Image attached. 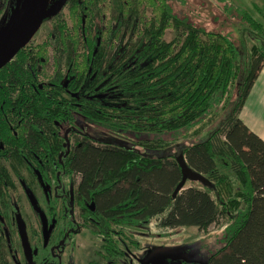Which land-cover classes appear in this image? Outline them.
<instances>
[{"label":"trees","instance_id":"1","mask_svg":"<svg viewBox=\"0 0 264 264\" xmlns=\"http://www.w3.org/2000/svg\"><path fill=\"white\" fill-rule=\"evenodd\" d=\"M218 1L227 11V0ZM174 2L186 0L57 3L54 16L66 6L72 28L67 30L62 19L54 22L58 68L54 85L48 87L54 101L44 97L36 104L43 89L31 84L29 69L24 68L27 58L40 56L41 51L29 53L28 47L23 48L0 69V116L5 111L1 100L8 97L9 89L26 105L27 137L18 142L25 148L8 153H25L36 161L32 170L37 180L48 179L44 169L51 167L54 177L66 175L74 183L62 208L66 213L55 217V202L47 200L40 222L62 226L56 241L61 248L72 237L69 231L77 233L83 227L95 235L102 252L85 264H122L125 254L119 237L127 225L155 220L160 228L194 226L205 231L220 218L226 220L222 245L210 253L206 264H264V141L239 117L264 62L259 47L245 45L251 51L247 73L225 122L206 139L182 148L188 167L209 185L191 179L190 185L174 193L182 178L176 154L169 150L159 156L144 155L122 142L131 140L138 147L159 150L196 135L219 114L236 85L238 44L228 31L206 29L188 14H179ZM231 5L245 40L264 35L261 22L240 5ZM18 20L11 13V24ZM168 29L173 36L165 40ZM63 60L64 72L59 67ZM46 114L49 118L42 119ZM78 119L97 127L99 133L84 131ZM17 124L13 121L10 129L2 116V144L19 140ZM66 126L74 132L67 154ZM13 202L0 199V210L8 212L1 218L16 225ZM31 247L29 264H43L51 256L49 245L38 236Z\"/></svg>","mask_w":264,"mask_h":264},{"label":"rangeland","instance_id":"2","mask_svg":"<svg viewBox=\"0 0 264 264\" xmlns=\"http://www.w3.org/2000/svg\"><path fill=\"white\" fill-rule=\"evenodd\" d=\"M27 0H21L18 8V14L25 6ZM52 4H56L61 0H50ZM225 6L228 10L224 12L223 5L218 0H186L184 4L174 2V9L179 14H188L195 22L206 29L229 32L230 38L238 44L237 48L240 55V70L236 80V85L228 99L224 103V107L220 110L212 121L202 126L196 135L189 136L178 141L176 144L159 150H151L147 148L138 147L131 140H123V144L138 151L144 155L159 156L167 151H171L176 156L181 153L184 146L206 139L216 128L220 127L228 117L231 109L237 102L239 92L241 90L242 82L247 73L250 49L252 45L259 47V50L264 53V35L257 34L250 36V39L245 40L242 33L241 25L237 19L238 13L232 7L234 4L240 5L241 8L246 9L256 20L261 22L264 26V0H227ZM17 0H0V27L8 23L11 13L15 9ZM231 6V8H229ZM64 6L61 7L58 13H64ZM150 15V13H148ZM227 17H230L228 19ZM49 19V17H48ZM50 20V19H49ZM49 20L44 22L48 26ZM44 27L39 30L34 36L33 42L43 38ZM173 36V31L168 29L164 35L165 40H170ZM249 36V34H248ZM264 63V62H263ZM262 65V64H261ZM256 77V76H255ZM251 89L249 88L248 99L245 104V118L257 116L258 109V92L261 89L263 76L260 74L253 80ZM79 125L84 131L99 133V129L95 126L81 121ZM257 127V125H256ZM64 180V179H63ZM188 181L186 185H190ZM20 190L21 209L32 226H37L34 215L40 213L37 202L31 201L30 206L27 196ZM37 192V191H36ZM40 201V199L38 200ZM44 202V201H43ZM32 207V209H31ZM59 208V207H58ZM60 209V208H59ZM75 219L79 220L76 211H74ZM226 223L224 218H220L216 223H213L207 230H199L194 226L177 227V228H160L156 225L155 220L149 222H138L134 225H127L123 229V233L119 237L120 246L123 249L124 257L121 259L122 264H206L211 252L215 251L222 245L223 227ZM11 238L14 246H18L19 240L17 233L13 232ZM73 242L70 245L65 244L63 250L59 252V261L52 257L53 264H85L88 260L98 258L97 252H102L100 249L101 241L95 237L86 228H80L78 233L74 234ZM70 249V251H69ZM11 253L9 264H17L21 262V252ZM53 254L57 250L52 249ZM69 254V255H68ZM11 259V261H10ZM120 263V262H119Z\"/></svg>","mask_w":264,"mask_h":264},{"label":"flooded vegetation","instance_id":"3","mask_svg":"<svg viewBox=\"0 0 264 264\" xmlns=\"http://www.w3.org/2000/svg\"><path fill=\"white\" fill-rule=\"evenodd\" d=\"M63 9L65 10L64 13L60 12L55 16L54 13L49 15L48 17L50 20L48 19V17L45 18L41 23V25L39 26L38 30L34 33L32 38L30 39V41L23 47L24 49L28 47L27 51L29 53H33L37 51L42 52V55L40 56L30 55L24 64V68L29 69V73L27 75L31 78L30 80L31 84L33 85L35 84L38 89H43L42 98L36 104L40 103L44 99V97L48 99L51 98L54 101V97H53L54 92L48 89V87L54 85V77L56 75V69L58 68V59L56 58L54 52L57 51L59 42L57 41V35L54 32V22L57 18L62 19L63 24L69 27L67 28V30L72 28V22L69 17V11L66 6H64ZM103 15H105V12H103ZM48 20H49V24L48 26H45L44 22ZM43 27H44L43 38L42 39L40 38L39 40H35L33 42L34 36ZM65 30L66 29H64V32ZM23 48H21L20 50H22ZM17 53L12 57V59L9 62L15 59ZM64 61L65 60H63L61 65L59 66L63 72L65 71ZM9 62H7L3 67H5ZM12 101L15 103L20 102L18 98L16 99L12 97V95H10V89H9L8 97L1 100V103L5 104V111L0 116V119L2 118L3 115H5V119L8 122L10 129L13 126V121H16L18 123L17 126L19 129L20 138L18 141H11V139H9V143H7V145H4L0 142V199L4 200L7 204L9 200L14 201L13 202L14 208L16 209H13L14 211H12V214L15 216L16 225H14L13 222L12 225L7 224L8 221L2 220L1 217L5 216L6 215L5 213L8 212H6V210H0V258H1L0 261L4 260L9 264L8 259L10 258L11 253H15L14 252L15 250L17 253H19V251L21 252V259H22V261L18 262L17 264H26V262L28 264L31 263L32 253H33L31 245L32 242H34L35 237L38 236L40 241H42L43 239L44 244L49 245L48 249L49 252H51V256L49 258H45V261L43 260L44 261L43 264H53L51 258L54 257L56 258L57 261H59V254H60L59 252L60 250H63L65 246L64 245L61 248L60 246L57 247L56 244V241L59 240L60 237L59 234L61 232L62 226L58 225V223L54 225L51 224L49 226L43 220L42 222H40L41 212L43 211L42 207L44 208L45 201L51 200L55 202L54 205L55 217H59L60 213L61 215L65 214L66 212L62 210L63 205H66V199L69 197L71 190H73L75 185L66 175H61L59 178L54 177V171L53 168L51 167H47V169H44V174L46 177H48V179L44 180L39 178L37 180L34 177L32 170V167L35 166V164L37 163L36 161L32 159H28L30 156L26 155L25 153L20 156H10V154L8 153L10 150L14 148H25V146L19 145L18 142H20L21 139L27 137L26 120L24 118L26 114L23 112V108L26 105L22 104L21 102L19 105L13 104ZM29 106L33 110L34 107H32L31 104ZM51 109H52V113H54V102L52 103ZM48 118H49L48 114L42 117V119H48ZM32 122H33L32 119H30L27 122L28 127L32 125ZM65 132L67 138H65ZM14 133H16V131H14ZM73 133L74 132L71 129V127L66 126L63 128V138H64L63 147H65L66 149L65 154H67L70 149L71 140L69 136L72 137ZM62 155L63 152L59 154L58 156L59 159L62 157ZM45 162L46 164H48L49 163L48 159H45ZM19 189H21V191H23V193L27 196L30 206L35 207L34 205L31 204V201L34 200L38 204V209H36L35 207L36 213H38V210H40L41 212L38 214H35L33 212L34 220L37 226H32L29 223L30 222L29 218L24 216L22 212L20 205L21 196ZM39 199L40 201H38ZM8 215L9 214H7V216ZM19 223H21L25 231L27 243L30 249V258H28L25 254V250L23 247V243L19 231ZM44 225L47 235L46 242L44 239ZM13 232L17 233V237L19 240L17 247L13 245V241L11 238V234ZM36 234L37 236H35ZM74 234L76 233H72L71 231H69L70 236L73 237ZM63 237L64 235H62V239ZM72 237L70 239L71 242H73ZM62 239L60 240L61 242ZM70 240H68L66 244L70 245ZM52 249L57 250V253L53 254Z\"/></svg>","mask_w":264,"mask_h":264},{"label":"water","instance_id":"4","mask_svg":"<svg viewBox=\"0 0 264 264\" xmlns=\"http://www.w3.org/2000/svg\"><path fill=\"white\" fill-rule=\"evenodd\" d=\"M61 1L58 3H61ZM20 2L21 0H17L15 9L12 13V16L17 18L19 17L18 22L16 24H11L9 19L8 23L0 27V68L9 62L12 57L30 41L34 33L38 30L39 26L43 22L45 15L47 14L49 16L53 14L54 6L57 4L56 3L49 6V4H51L50 0H27L25 6L18 14ZM65 138H67L66 132ZM176 161L180 166L182 178L176 185L174 193H177L179 190H181L185 186L187 180L191 179L198 180L204 185H209L208 180H206L202 174L194 172L188 167L182 153H179L176 156ZM19 231L25 254L28 258H30V249L27 243L25 231L21 223H19ZM44 239L46 242L47 235L45 231V225Z\"/></svg>","mask_w":264,"mask_h":264},{"label":"crops","instance_id":"5","mask_svg":"<svg viewBox=\"0 0 264 264\" xmlns=\"http://www.w3.org/2000/svg\"><path fill=\"white\" fill-rule=\"evenodd\" d=\"M260 74H262L263 76V82L261 85V89L258 92L259 95V100H258V111H257V116L256 115H252L250 117H248V119L245 118V113H249L247 112V110H245V104L247 102L248 99V94L244 100V103L239 111V117L240 119L243 121V123L255 134H257L263 141H264V63H262V65L259 67V70L257 71L256 77L254 79H256ZM254 82V81H253ZM252 82V84H253ZM251 84V86H252ZM250 86V89H251ZM250 91V90H249ZM257 125V127H256Z\"/></svg>","mask_w":264,"mask_h":264}]
</instances>
